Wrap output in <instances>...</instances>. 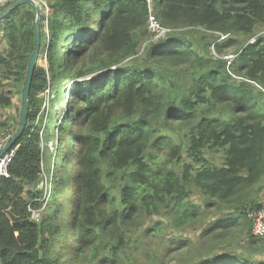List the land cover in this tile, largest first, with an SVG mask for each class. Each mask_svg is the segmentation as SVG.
Returning a JSON list of instances; mask_svg holds the SVG:
<instances>
[{"label":"trees","instance_id":"1","mask_svg":"<svg viewBox=\"0 0 264 264\" xmlns=\"http://www.w3.org/2000/svg\"><path fill=\"white\" fill-rule=\"evenodd\" d=\"M46 1L48 66L36 67L28 126L0 178V264H264L251 219L264 210V0H153L171 30L159 42H150L147 0ZM36 20L26 4L0 22V112L12 106L6 82L23 96ZM68 81L80 145L72 202L62 192L70 178L53 179L49 198L32 192L52 154L40 131L54 108L46 93L59 96ZM6 119L0 139L19 130ZM217 153L221 164L208 157ZM189 229L196 239L177 235Z\"/></svg>","mask_w":264,"mask_h":264},{"label":"rangeland","instance_id":"2","mask_svg":"<svg viewBox=\"0 0 264 264\" xmlns=\"http://www.w3.org/2000/svg\"><path fill=\"white\" fill-rule=\"evenodd\" d=\"M152 1V6H153V0ZM50 13V12H49ZM49 13L45 11V9H42V16H48ZM46 24V23H45ZM0 24V39H1V28ZM264 33V30H262ZM151 36V35H150ZM151 42V39H150ZM225 42H228L227 40ZM254 41L252 40V43ZM3 45H0V51L3 50ZM146 49V46L144 45L141 49V54L143 51ZM214 51V49H213ZM239 52H235L234 50L229 51L226 56L228 55H238ZM38 65L41 67H47L48 64L44 58V56L39 57ZM7 85V90L11 91V97L12 99V106L10 109L6 111L0 112V117L7 118L6 120H13L11 122V125L14 126V129L18 128V124L20 122V110H22V103H23V96L22 92L23 88L19 87L21 85H17L14 82V79L12 81L6 82ZM74 83L72 81H68L64 83L61 87L62 93L57 96V91L58 88L56 87L53 89L51 92H47L46 94L49 96V101L48 105L54 104V108L52 111L50 110L49 114L44 122L43 125L40 126V131L41 133L45 134L46 133V139L44 138L43 140V150L47 153V150H50V153L52 154H46L45 156V162H46V169H45V178L43 180V183H41L39 189H33L32 192L35 194L38 193V191H44V198H49L53 189L54 185H50L49 183L54 179L56 181L62 180V183H64L65 179L72 180L70 183H68L67 187H63L62 192L64 193V200L72 202L76 201L77 199V184L74 182L78 172H79V153H80V145L77 144V142L74 140V135L78 131L79 127V122H74L72 118L70 119L67 114L68 108L67 104L70 103L71 99V94H72V89L74 87ZM21 90V91H20ZM55 99V102L53 103ZM46 106V109L49 108V106ZM75 120L78 119L77 115L74 114ZM65 121L64 125L66 128L65 134L62 132V126L63 122ZM65 130V129H64ZM3 139V138H2ZM0 139V141L2 140ZM59 155H58V150L57 146H59ZM67 153V157L62 160L63 155ZM222 153H217L214 155H209L208 157L212 161H214L216 164H221L222 163ZM168 160L167 155L159 153L157 161L158 162H166ZM57 161V165L55 164ZM66 164V168L64 169V165ZM204 197L200 195H194L191 198V203L194 205H198L203 207L204 206ZM68 203V202H67ZM69 215H70V210H68ZM34 217L38 218L37 212L34 213ZM215 219V218H213ZM212 218L210 220H213ZM154 221H164L167 223V220L165 218L161 217H154ZM169 226V223H167ZM177 232V231H175ZM174 231L171 233L168 232L167 236L171 237L172 235L175 234ZM181 234L183 236H187L188 238L196 239L197 236L199 235V232H195L192 229H189L188 232H177V235ZM73 247L77 246L76 241L74 240V243L72 241ZM55 246L58 248L59 246V241H56Z\"/></svg>","mask_w":264,"mask_h":264},{"label":"built area","instance_id":"3","mask_svg":"<svg viewBox=\"0 0 264 264\" xmlns=\"http://www.w3.org/2000/svg\"><path fill=\"white\" fill-rule=\"evenodd\" d=\"M23 1V0H0V14L7 8L13 6L14 4ZM35 4L39 5L41 9H45L47 13L50 12L46 0H33ZM148 1V6L150 9V14L148 16V30L151 35V42H159L168 37L171 33L170 29L165 28L161 25L159 20L156 18L155 14L152 12V1ZM228 36L221 35L220 41H224ZM238 55H228L225 57V60L228 62V66H231L236 60ZM11 136L4 137L0 141V178H9L8 167L13 162L15 157L16 149H12L10 152L6 153L2 158L1 155L10 142ZM253 220V234L256 237L264 238V210H260L251 215Z\"/></svg>","mask_w":264,"mask_h":264},{"label":"water","instance_id":"4","mask_svg":"<svg viewBox=\"0 0 264 264\" xmlns=\"http://www.w3.org/2000/svg\"><path fill=\"white\" fill-rule=\"evenodd\" d=\"M32 5L37 14V20H36V31H37V45H36V51L31 59L30 66H29V72L23 92V103H22V115H21V120H20V128L18 132L11 138L10 142L6 145L1 158L8 152H10L14 146L18 143V141L23 137L26 128L28 126V116H29V101H30V94H31V89H32V83H33V78H34V73L36 70V67L38 65L39 57H40V50H41V34H40V23H41V16H42V9L39 5L35 4L33 0H23L20 1L13 6L7 8L0 14V22H3L7 16L19 8L22 5Z\"/></svg>","mask_w":264,"mask_h":264}]
</instances>
